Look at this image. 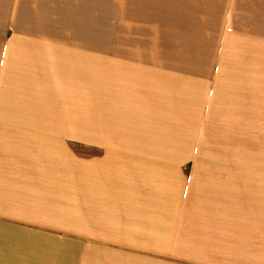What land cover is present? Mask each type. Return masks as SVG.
Here are the masks:
<instances>
[{
    "label": "crops",
    "instance_id": "1",
    "mask_svg": "<svg viewBox=\"0 0 264 264\" xmlns=\"http://www.w3.org/2000/svg\"><path fill=\"white\" fill-rule=\"evenodd\" d=\"M150 1L215 20L197 154L190 77L167 54L13 34L0 48V264H264V0ZM88 2L0 0L31 13L15 18Z\"/></svg>",
    "mask_w": 264,
    "mask_h": 264
},
{
    "label": "rangeland",
    "instance_id": "2",
    "mask_svg": "<svg viewBox=\"0 0 264 264\" xmlns=\"http://www.w3.org/2000/svg\"><path fill=\"white\" fill-rule=\"evenodd\" d=\"M20 6L0 3V48L13 34L21 32L55 42L90 43L95 48H101L102 44H146L145 48L151 49L147 53L157 54L159 58L167 54V58L174 60L175 70L183 69L185 74L188 71L191 107L188 153L197 154V132L192 130L196 127L197 86L214 73L213 18H166L153 11L150 0H111L110 3L92 0L79 5L81 12L63 13L73 17H11L31 14L21 13ZM76 148L85 153L84 146ZM185 149L176 147L175 153L181 154Z\"/></svg>",
    "mask_w": 264,
    "mask_h": 264
}]
</instances>
